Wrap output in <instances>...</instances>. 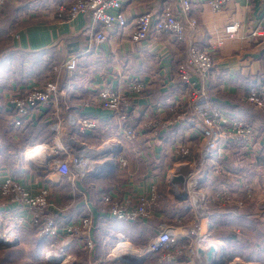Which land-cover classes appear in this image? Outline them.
Here are the masks:
<instances>
[{
  "label": "crops",
  "instance_id": "1",
  "mask_svg": "<svg viewBox=\"0 0 264 264\" xmlns=\"http://www.w3.org/2000/svg\"><path fill=\"white\" fill-rule=\"evenodd\" d=\"M72 1L8 0L0 14V185L4 179L12 177L30 191L48 188L50 200L65 222L82 214V197L72 192L64 178L55 173L39 175V172L27 167L25 159H21L30 146L54 142L50 123L65 117V99H60L55 108L34 111L22 126L15 128L6 120L10 113L9 96L20 93L31 85L43 86L53 80L50 77L52 71L47 72V67L46 73L42 74L41 61L49 60L48 63L53 68L69 57L78 55L79 67L76 73H64L60 86L66 88L71 108L69 112L75 117L90 118L97 122L96 130L84 135L78 134L75 129L71 130V135L92 145L97 140L103 141L102 138L119 132L117 123L113 125L110 122L112 112L99 105L96 98L99 88L109 86L112 89L126 90L130 81L143 83V94L135 95L132 100L133 115L139 123L154 119L180 98L182 90L177 87L174 70L177 60L185 55L183 44L174 43L163 34L141 44H134L126 33L119 35L117 30L107 32L108 40L87 53L88 36L82 31L88 22L85 17L78 15L71 22H59L54 17L58 6L69 5ZM189 1L191 16L198 21L195 40L202 47L222 36L224 27L233 21L240 23V33H248L250 29L259 27L264 30L260 0H232L221 12H213L209 0ZM167 3L168 0H125L122 12L132 21L141 13L159 12ZM174 10L179 11L175 4ZM8 11L11 12L7 14ZM9 14L13 15L11 25L7 20ZM98 29L99 27L96 28ZM25 55L32 56V63L26 62L28 60ZM203 83L212 103L217 104L228 117L246 122L250 120L252 109L246 102L249 90L255 89L257 93L264 94V33L256 37L244 35L225 41L217 50L214 68ZM159 106L162 107L161 110H158ZM255 112L259 116L254 122L257 121L256 125L260 127L257 136L254 135L255 154L251 157L256 160L251 170L243 168L233 157L230 158L229 155L237 149L226 146L220 157L204 164V173L198 175V181L195 182L200 184L193 199L188 181L178 183L181 191L186 193L189 204L180 200L171 183L173 177L170 174L175 158L169 131L162 132L156 140L149 133L140 131L136 143L127 146L130 149L124 147L122 150L127 159L126 168L115 166L112 172L91 174L78 182L77 187L85 193L95 218L99 215V206L96 204L99 192H108L122 200L148 193L156 186L160 194L159 207L153 217L145 222H117L107 217L101 219L93 232L92 252L88 254L78 245H72V253L79 255L78 250L84 253L86 259L83 262L86 264L102 262L109 256L107 252L110 250L109 254L113 257L112 250L120 243L113 242L124 237L125 223L135 225L136 234L142 229H148L152 235L162 222L176 225L196 223L202 232H208L213 241L219 242L228 259L239 257L245 263L264 264V219L260 217V209L264 206V111L256 109ZM181 130L177 131L179 140L184 138ZM194 142L197 152L201 143L198 138H194ZM18 154H21L20 159L16 157ZM242 154L244 159H249V154ZM223 159L226 160L221 162ZM215 169L220 172L215 173ZM186 171L187 167L181 168V173ZM214 182L217 187L213 189ZM245 185H250L251 188L249 198L245 197ZM223 190L231 194L233 203L225 207L211 206L210 198ZM238 200H243L242 208L236 206ZM19 214L15 208L4 206L0 201L1 231L11 232L17 238L13 244L3 249H23L20 256L3 257V264H14L18 260L22 264H50L43 255L53 243L59 242L53 238L38 237L30 228L15 227ZM239 235L247 239V245H242L250 251L241 255L236 252L229 257L230 252L238 249L237 241L235 246L233 242H229L233 236L238 239ZM129 239L136 247L143 245L136 237ZM125 240L128 241V237ZM138 264L160 263L156 255H148Z\"/></svg>",
  "mask_w": 264,
  "mask_h": 264
},
{
  "label": "built area",
  "instance_id": "2",
  "mask_svg": "<svg viewBox=\"0 0 264 264\" xmlns=\"http://www.w3.org/2000/svg\"><path fill=\"white\" fill-rule=\"evenodd\" d=\"M8 0H0V13ZM232 0H209L213 12H221ZM125 0H73L69 5H60L54 11V17L59 22H71L78 15L88 21L82 31L88 36L86 52H92L108 40L107 32L117 30L118 34H127L134 44H141L160 35H169L174 43L185 46V55L177 60L174 78L177 87L182 90L180 98L158 113L154 119L135 120L133 98L141 96L145 85L130 81L126 90L112 89L104 86L97 91L99 105L112 112L111 121L117 123L122 141H101L99 145H90L71 135V130H77L80 135L92 132L97 128V122L90 118L74 116L67 101V91L60 86L61 74L71 73L76 68L78 55L52 68L54 79L43 86L31 85L22 92L11 94L8 98L9 115L7 121L15 128L22 126L34 111L40 108L54 107L60 99L63 102L65 117L50 123L54 138L52 144L39 143L24 152L27 167L39 173L51 172L64 178L76 196L82 197V214L78 218L63 222L59 210L50 200V190L40 188L30 191L19 180L12 177L4 179L0 185V201L4 206H11L20 213L15 227L32 229L38 237L53 238L59 243H53L45 252L47 262L54 264H73L74 258L68 252L72 245L90 254L94 249L93 232L97 223L104 218L117 222H145L150 220L159 207L160 194L156 186L148 193L134 198L118 199L108 192H99L97 203L99 215L95 218L91 205L77 183L86 179L90 173L106 172L111 164L119 168L127 167V159L122 154L125 146H133L138 133H149L152 139H158L160 134L169 131L173 142L172 153L175 158L170 177L181 175L187 182L194 176L204 173V164L220 157L226 146H231L249 155L255 154L254 132L250 123L228 117L222 109L212 103L205 84L203 83L214 67L216 53L227 40H235L244 35L256 37L264 30L250 29L248 33H240L241 25L233 21L224 27V33L206 47L198 45L195 40L198 31V21L191 16L189 0H168V3L157 13L144 12L129 21L122 12ZM262 5V20H264V0ZM174 4L179 11L174 10ZM179 13V14H178ZM99 27L98 30L96 28ZM246 102L258 110L264 111V94L250 89ZM85 106V105H83ZM162 107L159 106L158 110ZM109 122V123H110ZM184 132V138H177L178 129ZM194 138H198L201 147L196 152ZM55 142H59L58 148ZM104 151L92 154L95 150ZM27 158H34L29 161ZM187 167L184 173L181 168ZM215 168V167H213ZM215 169V173H219ZM214 173V169H213ZM245 197L251 194L250 185H245ZM209 203L211 206L225 207L231 205V194L227 190L214 194ZM242 208L243 200L236 203ZM207 208V204L205 206ZM260 217L264 219V206L260 209ZM1 226V225H0ZM0 232L1 229H0ZM8 239L0 244V248L15 242L16 235L2 232ZM125 242L123 239H120ZM130 245V244H129ZM132 247V246H131ZM212 249L211 257L207 253ZM137 256L124 254V260H143L148 255H156L160 264H249L239 257L229 260L226 251L219 242L213 241L208 232H202L196 223L189 225L168 224L157 225L155 236L150 238L145 246L135 249ZM135 257V258H134ZM93 262L90 264H99Z\"/></svg>",
  "mask_w": 264,
  "mask_h": 264
},
{
  "label": "rangeland",
  "instance_id": "3",
  "mask_svg": "<svg viewBox=\"0 0 264 264\" xmlns=\"http://www.w3.org/2000/svg\"><path fill=\"white\" fill-rule=\"evenodd\" d=\"M164 36H166L169 40H171L172 42H174L173 40H172V37L171 36H169V35H164ZM176 46V45H175ZM24 57H26L25 59H27L28 61H26V62H28V63H32V59H31V55H25ZM215 62H216V60H215ZM215 65V64H214ZM55 66V65H54ZM53 66V67H54ZM214 68V67H213ZM63 75H64V73H62L60 76L61 77H63ZM50 77H52L53 79H54V74H53V72H52V74L50 75ZM63 79V78H62ZM63 80H60V83L62 82ZM140 131L142 130L141 128L139 129ZM120 131L121 130H119V132L116 134H114L113 133V136L111 135V136H109V137H105V138H102L103 139V141H111L112 142V140H115V141H117V139L118 140H120V141H122V143H124V144H126V142L124 141V139H123V136H121L120 134ZM101 141L102 140H97V141H95L94 143H91L92 145H99V143H101ZM6 144H9V142H6ZM46 144H50V143H46ZM55 144H56V146L58 147V148H61V146H60V144H59V142H55ZM31 147V146H30ZM125 148H128L127 146H125ZM128 149H130V148H128ZM23 155V157H21V154H18L16 157H17V159H20V157H21V159H24V154H22ZM117 167V166H116ZM187 170H190L189 168H187ZM33 171V170H32ZM48 173H51V172H43V173H37V174H39V175H46V174H48ZM105 174V171L104 172H102L101 174ZM92 173H90V175H91ZM88 178V177H87ZM196 181H198V176L196 175V176H194L193 178H192V180H191V182H190V187L192 186V188H193V190L192 191H190V193H192L191 195H193L194 197L196 196L195 195V192L198 190V186H199V184L200 183H195ZM196 185V186H195ZM195 188H196V190H195ZM190 190V189H189ZM182 192V191H181ZM182 194H183V196L185 195V198H183V199H180V200H184V204H189V202L187 203V196H186V193H184V192H182ZM181 198V197H180ZM77 199V198H76ZM185 206H187V205H185ZM188 208V207H187ZM170 224V223H169ZM124 226H126L124 229H125V231H126V233H124L123 234V238H120L119 237V239L118 240H115L114 242H113V244H117V243H121L122 241L120 240V239H123L125 242H129L130 243V245L133 247V249H139V248H142V246H145L146 244H147V242H148V240L150 239V238H152L153 236H155V234L156 233H153V235L152 234H150V232H149V230L148 229H142L141 231H143V232H139V233H134L136 230H135V225H132V224H126L125 223V225ZM0 229H1V226H0ZM14 231V230H13ZM0 233H2V232H0ZM126 235V236H125ZM126 237H128V241H126L125 240V238ZM129 237H132V238H134V237H136L137 239L136 240H138V241H140V242H142V246H140V247H136V246H134L132 243H133V241L132 240H130L129 239ZM134 241H135V239H134ZM3 248H6V247H3ZM3 248H0V264H3V257H8V258H10V257H15L17 254V256H20V255H22V250H20V251H18L17 249H15V250H4ZM76 248V247H75ZM74 248V249H75ZM78 250V249H77ZM5 253H4V252ZM111 251V250H110ZM110 251H108L107 253H108V257L107 258H105L104 260H102V262H100L99 264H113V263H120V264H125L124 262H122V261H120V259H114L113 257H111V255L109 254V252ZM113 251V250H112ZM30 252V251H29ZM70 254H71V257L72 258H74V263L73 264H86L85 262H83L85 259H86V256H85V254L84 253H82L80 250H78V254L79 255H74L73 253H72V250L70 249L69 251H68ZM81 253V254H80ZM76 256V257H74V256ZM44 259H45V253H44ZM113 256H114V254H113ZM23 257V256H22ZM77 257H80L81 259H79V258H77ZM115 257V256H114ZM124 258V257H123ZM232 259V258H231ZM231 259H229V260H231ZM13 260H17V259H13ZM26 261V260H25ZM45 261H46V259H45ZM50 263V262H49ZM14 264H22L21 263V261L20 260H18V261H16ZM32 264V263H31ZM50 264H54V263H50ZM58 264H60V263H58ZM87 264H90L89 262L87 263Z\"/></svg>",
  "mask_w": 264,
  "mask_h": 264
},
{
  "label": "trees",
  "instance_id": "4",
  "mask_svg": "<svg viewBox=\"0 0 264 264\" xmlns=\"http://www.w3.org/2000/svg\"><path fill=\"white\" fill-rule=\"evenodd\" d=\"M7 4H8V2H6L5 3V6H7ZM3 12V11H2ZM1 12V13H2ZM11 11H8L7 12V14L8 13H10ZM0 13V14H1ZM7 20H8V23H9V25H11L12 23H13V15L12 14H9L8 15V17H7ZM48 60V59H47ZM49 61V60H48ZM48 61H45V62H43V61H41V68H42V74H45L46 73V70H45V67H47V72L49 71V70H51L52 71V67H50V65H49V63H48ZM30 66H31V64H30ZM78 67H79V63H78V61L76 62V68H75V70L74 71H72L71 72V74H75L76 73V71H77V69H78ZM63 79H64V75H63ZM250 106V105H249ZM250 108L252 109V112H250V117H249V119L250 120H247V122L249 123L250 122V124H251V126H252V128H253V132H254V135L255 136H257V133H258V129H259V125H256L258 122L257 121H255L254 122V120H256L257 119V117L259 116V114L258 113H256L255 112V108L254 107H252V105L250 106ZM253 121H252V120ZM243 152H241V151H239V150H237V151H235V152H233V153H231L229 156H230V158L231 157H233L234 159V161H236V162H238L239 164H241V166L244 168V167H246L248 170H251V168L253 167V165H254V161L256 160V158H252L251 156L252 155H250V157H249V159H244L242 156H244L243 154H242ZM226 159H223V160H220L221 162H224ZM231 166L233 165V164H231V163H229ZM230 166V167H231ZM215 186L217 187V185L215 184V182L213 183V185H212V188L214 189L215 188ZM219 187V186H218ZM61 219V218H60ZM63 222H65V221H63ZM249 224H251V222L249 223ZM156 233V232H155ZM247 236V235H246ZM224 241H226V239L224 240ZM235 241H237L238 242V244H236L235 243ZM227 242V241H226ZM231 242H233L234 243V246H235V244H236V246H238V249L236 250H234V251H232V252H230L229 253V257H231L233 254H235L236 252H239L240 253V255H241V253L243 254V253H245V251H250L249 249L247 250V247H245L246 245H247V239H244V237L243 236H240L239 235V237H238V239H235V237L233 236L232 237V239L230 240V242H229V244L231 243ZM243 243H245V246H243L242 244ZM228 244V245H229ZM239 255V256H240Z\"/></svg>",
  "mask_w": 264,
  "mask_h": 264
},
{
  "label": "bare ground",
  "instance_id": "5",
  "mask_svg": "<svg viewBox=\"0 0 264 264\" xmlns=\"http://www.w3.org/2000/svg\"><path fill=\"white\" fill-rule=\"evenodd\" d=\"M106 148H103V149H101V150H95V152L93 151V152H91L92 154H94V153H99V152H102V151H104ZM29 161H31V160H34V158H27ZM190 180H192V178L190 179ZM187 185H188V189H190V191H192L193 190V188H192V186L190 187V182H189V180H188V183H187ZM173 190H174V192L176 193V195L178 196V197H182L183 196V194H182V192H181V189L179 188V185L178 184H174L173 185ZM192 194V193H191ZM191 198L193 199L194 197H193V195H191ZM8 239H6V238H4V236L0 233V244H3L4 243V241H7ZM114 254V258H117V259H123V255L124 254H131V255H133V256H137L138 255V253H137V251L135 250V249H133L128 243H126V242H121V243H119V245L117 246V248H115L113 251H112V255Z\"/></svg>",
  "mask_w": 264,
  "mask_h": 264
},
{
  "label": "water",
  "instance_id": "6",
  "mask_svg": "<svg viewBox=\"0 0 264 264\" xmlns=\"http://www.w3.org/2000/svg\"><path fill=\"white\" fill-rule=\"evenodd\" d=\"M114 169H115V164H111L110 167L107 169V171L105 173L112 172ZM183 182H184V179H183V177L181 175L174 176L171 179V183L172 184H178V183H183ZM183 198H185V197L183 196L180 199H183ZM211 254H212V249L206 254L208 259L211 257ZM120 261L124 262L125 264H138V263H141L143 260L136 261V260H132V259H129V260L121 259Z\"/></svg>",
  "mask_w": 264,
  "mask_h": 264
}]
</instances>
